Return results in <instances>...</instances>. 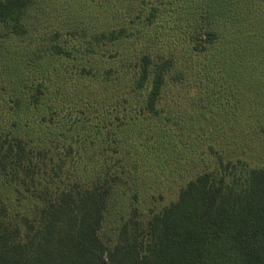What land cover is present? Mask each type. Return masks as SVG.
Wrapping results in <instances>:
<instances>
[{
  "label": "trees",
  "instance_id": "16d2710c",
  "mask_svg": "<svg viewBox=\"0 0 264 264\" xmlns=\"http://www.w3.org/2000/svg\"><path fill=\"white\" fill-rule=\"evenodd\" d=\"M249 9L0 0V264H264V166L212 142L222 105L240 101L212 75L217 53L264 73ZM173 44L199 63L216 45L215 61L192 62L188 102L177 96L161 120Z\"/></svg>",
  "mask_w": 264,
  "mask_h": 264
},
{
  "label": "rangeland",
  "instance_id": "374dc122",
  "mask_svg": "<svg viewBox=\"0 0 264 264\" xmlns=\"http://www.w3.org/2000/svg\"><path fill=\"white\" fill-rule=\"evenodd\" d=\"M244 16L247 20L243 17L242 18L243 21H247L245 22L249 26L252 40H255L256 42L263 41L262 45H264V37L262 38L260 35L264 32V0H250V9ZM257 31H260V33L256 37L254 32ZM243 43L244 40L241 41V44H237L236 50H239L240 53L245 52L244 54L249 55L250 58L255 57L253 54L257 53V49L255 47H247L243 49ZM226 45L227 44H225V46H221L222 49H219H228ZM215 47L216 45L210 46L205 51V56L201 58V63H199L200 59L196 58V55L189 58V55L186 53L185 46L173 44L171 45V48L168 46L165 47L168 51L167 56H171L172 58V65L166 76L164 96L162 97L161 105H159V108H162V112L160 114L161 120L174 117L172 114H175L176 111H172L169 114H167V111H169L168 109L170 108L173 109V106L170 105L169 102L174 101V108L176 107L175 101L178 102L179 100L176 99L177 96L180 99L185 97L183 102H188L187 98L188 96L190 97L192 90L195 88L194 81L193 86L188 84L192 83L190 80V74H193L191 70L192 62L196 65V67H200V65L205 62H214ZM258 50H261V53H264L263 49L259 48ZM240 53H238L237 56L246 58L249 57L247 55H241ZM226 56V53H221L220 51L217 53L216 60H218V63H221V66H218L219 69L216 68L212 75L222 76L226 86L233 90V96L238 98L240 97V101L236 104V102H233V99L230 100L228 103L222 105V114H217L219 130L215 135H212V142L214 143L213 150L215 152H219L222 157L225 158L244 159L247 161L249 167L264 166V73L261 74L259 71H256L257 69L253 66V63L248 64L246 61L242 62L243 64L240 62V69H238V71L232 70L236 64L233 61L229 62ZM195 58L197 59L196 62ZM234 58H236V56ZM262 61L264 63V60ZM255 63L260 69L261 63L258 64L256 61ZM178 74H180V76H177ZM217 88L219 89V87ZM222 91L223 88L221 87V93ZM154 116L157 117V115ZM208 123L210 122L208 121ZM205 124L208 125L207 123ZM205 157L206 159H209L211 155H205L204 158ZM171 184H173V182ZM156 185L153 186L155 192L157 187L166 188L170 185V182L162 181ZM178 186L179 185L176 182V184L171 186L169 192H167L168 188L164 189L166 190L164 191L166 194L165 198H174ZM162 201L164 202V200ZM112 222L113 220H106L103 227L104 237L112 234Z\"/></svg>",
  "mask_w": 264,
  "mask_h": 264
}]
</instances>
